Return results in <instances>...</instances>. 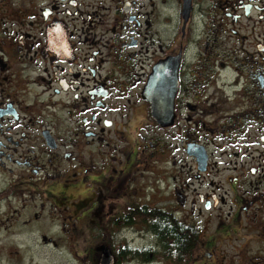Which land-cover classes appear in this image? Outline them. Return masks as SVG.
<instances>
[{
	"label": "flooded vegetation",
	"instance_id": "flooded-vegetation-1",
	"mask_svg": "<svg viewBox=\"0 0 264 264\" xmlns=\"http://www.w3.org/2000/svg\"><path fill=\"white\" fill-rule=\"evenodd\" d=\"M11 201L97 264H174L163 214L197 232L183 264H264V0H0Z\"/></svg>",
	"mask_w": 264,
	"mask_h": 264
},
{
	"label": "rangeland",
	"instance_id": "rangeland-1",
	"mask_svg": "<svg viewBox=\"0 0 264 264\" xmlns=\"http://www.w3.org/2000/svg\"><path fill=\"white\" fill-rule=\"evenodd\" d=\"M11 202L9 208L5 203L0 204V264H93L94 260L97 264L98 257L94 254L80 257L83 255L81 242L73 236H55L53 233L52 244H47L48 239H42L40 234H50V220L42 216L38 222H26V217L13 213V210L20 209L19 202ZM132 245L153 246V239H136Z\"/></svg>",
	"mask_w": 264,
	"mask_h": 264
},
{
	"label": "trees",
	"instance_id": "trees-1",
	"mask_svg": "<svg viewBox=\"0 0 264 264\" xmlns=\"http://www.w3.org/2000/svg\"><path fill=\"white\" fill-rule=\"evenodd\" d=\"M158 241V250L152 253L151 258L156 256L171 261L174 264H183L185 258L191 252L188 251L196 244L197 232L189 226L177 222L173 217L162 215L157 218L155 226L148 225ZM137 256L136 252H132Z\"/></svg>",
	"mask_w": 264,
	"mask_h": 264
},
{
	"label": "water",
	"instance_id": "water-1",
	"mask_svg": "<svg viewBox=\"0 0 264 264\" xmlns=\"http://www.w3.org/2000/svg\"><path fill=\"white\" fill-rule=\"evenodd\" d=\"M157 77H158V70L156 69L153 76L151 77L149 81V87H148L149 90L153 89V84L156 81ZM151 112H152L154 120L158 123L161 122V117L159 116V108L152 105ZM105 264H112V260L109 259L107 263Z\"/></svg>",
	"mask_w": 264,
	"mask_h": 264
}]
</instances>
